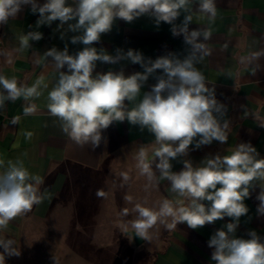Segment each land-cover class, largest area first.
I'll use <instances>...</instances> for the list:
<instances>
[{
    "label": "clouds",
    "instance_id": "clouds-1",
    "mask_svg": "<svg viewBox=\"0 0 264 264\" xmlns=\"http://www.w3.org/2000/svg\"><path fill=\"white\" fill-rule=\"evenodd\" d=\"M193 3L194 0H71V3L46 0L40 5L37 0H0V25L7 24L30 5L33 13H39L37 27L57 20L62 27L75 21L68 24V29L82 31V35L71 38L73 44L85 45L75 55H70L67 47L62 51L52 48L44 53L45 59L51 57L50 63L58 73L54 87L48 92V110L60 120L63 133L75 144L94 149L101 143L103 130L113 122L125 120L154 136L157 147L151 158L143 146L139 149L140 175L146 178L148 185L168 181L171 190L183 198V203L174 205L165 199L158 210L140 203L131 210L122 209L123 217L129 216L130 211L135 214L134 219L125 221L124 234L135 233L147 241L151 238L150 230L158 223L167 229L179 223L198 229L228 217L232 222L218 229L208 241V246L214 249L211 260L215 264H264V242L255 231L249 233L248 239L235 236L240 217L249 211L244 201L257 184L261 189L257 195L260 202L257 211L264 214V158L259 157L256 149L241 143L229 155L207 156L198 167L185 160L182 170L173 171L171 161L186 156L194 142L196 148L213 141L226 143L230 127V122L224 119L225 106L217 101L214 89L208 87L205 76L196 67L208 54L204 42L210 39L211 32L189 29ZM196 7L209 19L215 18V0H198ZM182 13L183 21L175 24ZM145 14L155 17L157 24L172 25L173 36H183L189 46L183 59L168 54L146 61L136 50L111 55L91 46L102 34L111 31L115 20L132 22ZM42 36L39 31L21 35L19 50L30 49V41H39ZM261 57L264 50L252 53L250 62ZM121 59L139 64L143 71L127 76L123 71L93 74L97 61L114 64ZM65 68L67 71L63 70ZM157 70H160L159 75H156ZM150 76H155L157 82L129 108V103L141 95ZM41 87H48L41 79L32 86H25L15 77L0 75V108L21 97L25 100L39 97ZM33 111L34 106H29L24 114L30 115ZM12 122L17 123L18 118L14 117ZM0 168H3L0 171V229H3L16 217L30 212L45 197L38 188L42 180L32 175L22 161H8L4 167V161L0 160ZM121 176L123 183L130 179L126 173ZM96 195L106 197L102 189L97 190ZM124 199L131 202L132 197L126 195ZM0 247L4 249V253H0V264H4L5 253L19 255L10 239L0 240Z\"/></svg>",
    "mask_w": 264,
    "mask_h": 264
},
{
    "label": "crops",
    "instance_id": "crops-1",
    "mask_svg": "<svg viewBox=\"0 0 264 264\" xmlns=\"http://www.w3.org/2000/svg\"><path fill=\"white\" fill-rule=\"evenodd\" d=\"M37 2L43 5L46 0ZM197 3L198 0H194L190 6L193 19L189 29H207L211 37L204 42L208 54L196 67L205 76L208 87L214 89L217 101L225 106L224 119L230 122V127L226 143L213 141L200 148L195 147V142L190 145L186 156L171 161L176 172L182 170L185 160L198 167L205 157L229 155L241 143L250 144L259 157L264 158V57L250 62L252 53L264 50V0H215L214 19L201 14L197 10ZM183 18L182 13L174 23L179 25ZM38 19L39 13H33L29 5L16 17L10 18L7 24L0 25V75L15 77L25 86H32L37 79L48 85L47 88L41 87L42 94L39 97L29 100L21 97L0 108V160L4 161V167L8 161H22L32 175L42 180L38 188L45 197L30 212L16 217L6 228L0 229V240L10 239L15 250L25 221L48 214L59 191L63 190L67 182H73L75 171L82 172L83 199L94 198L102 181V169L124 158L138 167L137 156L141 146L146 149L149 158L157 147L154 136L147 129L141 130L127 120L113 122L103 130L101 143L94 149L89 145L81 147L75 144L63 133L60 120L52 116L47 107L48 92L54 87L58 73L50 63L51 57L45 59L44 53L52 48L62 51L67 47L68 53L75 55L85 45L80 42L73 44L71 38L82 35V31L68 29V24L75 21H69L62 27L58 20L37 27ZM171 28L172 25L165 22L157 24L155 17L150 14L142 15L132 22L117 19L111 31L102 34L100 40L91 46L111 55L126 53L129 49L136 50L143 54L146 61H154L168 54L183 59L189 46L182 35L173 36ZM29 31L41 32L42 39L30 41L32 47L21 51L19 38ZM63 70L67 71L66 68ZM108 71H123L127 76L142 72L143 68L128 59H121L114 64L97 61L93 74ZM159 74L160 70H157L156 75ZM156 82L155 76H150L141 89V95L129 103V108L134 107L142 94L150 91ZM29 106H34V111L25 115L24 109ZM14 117L18 118L15 124L12 122ZM130 178L135 183L137 194L145 198L146 207L158 210L165 199L174 205L183 203V198L171 190L166 180L148 185L146 178L140 174ZM260 191L258 184L250 189V196L244 201L249 211L240 217L236 237L248 239L249 233L255 231L264 242V214L257 211L260 203L257 195ZM229 222H232L231 218L225 217L198 229H191L186 223L167 229L158 223L150 230V236L155 235L156 243L144 251L145 264H215L211 260L214 249L208 246V241ZM127 241L133 247L147 243L142 238L141 244L135 245L129 235ZM0 253H4L2 247ZM4 256V264L13 263L14 255L5 253Z\"/></svg>",
    "mask_w": 264,
    "mask_h": 264
},
{
    "label": "rangeland",
    "instance_id": "rangeland-1",
    "mask_svg": "<svg viewBox=\"0 0 264 264\" xmlns=\"http://www.w3.org/2000/svg\"><path fill=\"white\" fill-rule=\"evenodd\" d=\"M122 173L140 174L128 159H117L100 174L99 190L106 197L84 200L82 172L75 171L73 182L59 191L49 213L25 221L16 248L19 255L13 256L12 264H145L144 251L155 245V235L137 247L127 241L125 221L135 214L130 211L123 217L122 209L131 210L136 203L147 205L131 178L123 183ZM126 195L132 197L131 202L124 199Z\"/></svg>",
    "mask_w": 264,
    "mask_h": 264
},
{
    "label": "water",
    "instance_id": "water-1",
    "mask_svg": "<svg viewBox=\"0 0 264 264\" xmlns=\"http://www.w3.org/2000/svg\"><path fill=\"white\" fill-rule=\"evenodd\" d=\"M131 236H132V238H133V240H134L135 245H139V244H141V242H142V238L136 236L135 233H132Z\"/></svg>",
    "mask_w": 264,
    "mask_h": 264
}]
</instances>
